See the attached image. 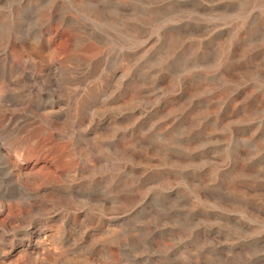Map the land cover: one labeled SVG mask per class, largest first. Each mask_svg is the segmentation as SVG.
Returning <instances> with one entry per match:
<instances>
[{
  "label": "rangeland",
  "instance_id": "374dc122",
  "mask_svg": "<svg viewBox=\"0 0 264 264\" xmlns=\"http://www.w3.org/2000/svg\"><path fill=\"white\" fill-rule=\"evenodd\" d=\"M0 264H264V0H0Z\"/></svg>",
  "mask_w": 264,
  "mask_h": 264
}]
</instances>
